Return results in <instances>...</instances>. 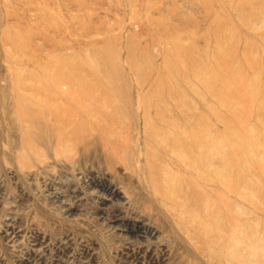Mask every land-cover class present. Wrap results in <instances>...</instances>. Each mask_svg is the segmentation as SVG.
Listing matches in <instances>:
<instances>
[{"label":"rangeland","instance_id":"374dc122","mask_svg":"<svg viewBox=\"0 0 264 264\" xmlns=\"http://www.w3.org/2000/svg\"><path fill=\"white\" fill-rule=\"evenodd\" d=\"M0 264H264V0H0Z\"/></svg>","mask_w":264,"mask_h":264},{"label":"bare ground","instance_id":"6f19581e","mask_svg":"<svg viewBox=\"0 0 264 264\" xmlns=\"http://www.w3.org/2000/svg\"><path fill=\"white\" fill-rule=\"evenodd\" d=\"M179 141V140H178ZM175 141L174 143H172V148L175 150V153H177V155L182 156L183 153H188L187 152V147L184 145L183 142H178ZM204 146V144L200 141H197L194 143L193 147L195 149H201Z\"/></svg>","mask_w":264,"mask_h":264}]
</instances>
